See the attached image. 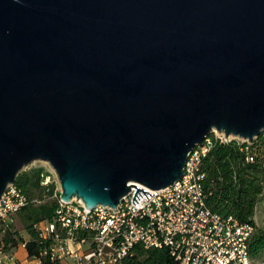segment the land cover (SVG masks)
Here are the masks:
<instances>
[{
  "label": "water",
  "instance_id": "obj_1",
  "mask_svg": "<svg viewBox=\"0 0 264 264\" xmlns=\"http://www.w3.org/2000/svg\"><path fill=\"white\" fill-rule=\"evenodd\" d=\"M215 130L264 133V0H0V200L35 160L114 208Z\"/></svg>",
  "mask_w": 264,
  "mask_h": 264
},
{
  "label": "built area",
  "instance_id": "obj_2",
  "mask_svg": "<svg viewBox=\"0 0 264 264\" xmlns=\"http://www.w3.org/2000/svg\"><path fill=\"white\" fill-rule=\"evenodd\" d=\"M230 140L215 130L190 153L185 174L174 185L151 189L138 184L152 195H143L136 204L137 187L116 208L100 204L90 209L80 199L67 202L60 196L56 220L36 225L41 237L52 243L39 256L28 257L26 264H66L68 259V264H121L139 243L146 248L170 247L182 264H252L250 239L256 226L213 212L203 186V158L215 141ZM48 164L44 183L55 182L62 193L59 176ZM26 204L22 189L10 184L0 200V232L16 224ZM26 246L27 238L21 247ZM0 264L25 263L0 240Z\"/></svg>",
  "mask_w": 264,
  "mask_h": 264
},
{
  "label": "trees",
  "instance_id": "obj_3",
  "mask_svg": "<svg viewBox=\"0 0 264 264\" xmlns=\"http://www.w3.org/2000/svg\"><path fill=\"white\" fill-rule=\"evenodd\" d=\"M202 166L206 173L203 186L210 209L223 217L233 216L257 227L256 209L264 196V133L251 142L236 138L228 142L215 141L203 158ZM47 174L44 167H32L17 176L15 183L26 195L27 204L18 213L16 224L5 233L0 232V240L5 241L12 252L19 249L26 238L28 257L39 256L52 243L44 240L36 227L42 221L52 222L57 218L61 192H57L55 182L44 183ZM18 221L22 224L20 230L16 229ZM250 252L253 264V259L264 252V231L254 232ZM44 262L49 263L50 259L46 257ZM121 264L182 263L170 247L146 248L139 243Z\"/></svg>",
  "mask_w": 264,
  "mask_h": 264
},
{
  "label": "rangeland",
  "instance_id": "obj_4",
  "mask_svg": "<svg viewBox=\"0 0 264 264\" xmlns=\"http://www.w3.org/2000/svg\"><path fill=\"white\" fill-rule=\"evenodd\" d=\"M214 133H215V131H214ZM232 139H235V137H232ZM236 139H239V140L243 141V139H241V138H236ZM247 142H251V141L247 140ZM48 163L49 162H46V161H43V160H35L32 163H30L29 165L25 166L22 169V171L28 170V169H30L32 167H44L45 169H47L48 166H49ZM255 220H256V223H257V227H256L255 231H258V230L259 231H264V196L261 198L260 202L258 203V206H257V209H256ZM16 229H19V230L22 229V224L20 223V221H18ZM23 233H25V232H23ZM25 235H26V233H25ZM22 252H24V251H22ZM22 252L20 253V256L23 255ZM26 262H28V259H26ZM253 264H264V252L260 256H258L255 259H253Z\"/></svg>",
  "mask_w": 264,
  "mask_h": 264
},
{
  "label": "crops",
  "instance_id": "obj_5",
  "mask_svg": "<svg viewBox=\"0 0 264 264\" xmlns=\"http://www.w3.org/2000/svg\"><path fill=\"white\" fill-rule=\"evenodd\" d=\"M22 251H24V252H22ZM23 253V255L22 256H20V253ZM15 253H16V255L18 256V258L23 262V263H28V262H26V259H28L29 260V258H28V255H27V252H26V250H25V248H23V247H20L19 249H17L16 251H15ZM68 261V262H67ZM66 261V264H68V263H70V259H68Z\"/></svg>",
  "mask_w": 264,
  "mask_h": 264
}]
</instances>
